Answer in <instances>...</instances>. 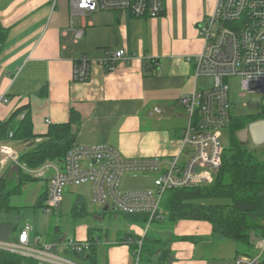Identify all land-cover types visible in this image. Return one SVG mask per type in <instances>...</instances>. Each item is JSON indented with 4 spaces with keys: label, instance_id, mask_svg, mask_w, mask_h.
<instances>
[{
    "label": "crops",
    "instance_id": "crops-1",
    "mask_svg": "<svg viewBox=\"0 0 264 264\" xmlns=\"http://www.w3.org/2000/svg\"><path fill=\"white\" fill-rule=\"evenodd\" d=\"M215 4L165 0L158 17H136L129 11L71 16L68 0H57L52 13L48 0H0V24L7 30L0 45V95L8 99L0 104V121L25 106L36 134L45 133L50 123L68 124L75 147L107 145L126 159L158 158L165 165L177 153L186 125L179 99L194 86L193 64L186 58L202 50L197 25ZM70 23L85 26L76 43ZM118 49L131 59L118 61L113 71L93 63L86 81L72 79V62L80 56L101 59ZM87 230L79 240L87 238ZM151 230L163 239L155 264H234L237 254L251 252L256 238L241 249L199 220H165ZM58 234L52 242L64 254ZM102 235H96L100 243L90 264H134L129 245L120 243L128 231L116 237L105 231L104 240ZM46 236L40 243L48 241Z\"/></svg>",
    "mask_w": 264,
    "mask_h": 264
},
{
    "label": "built area",
    "instance_id": "built-area-1",
    "mask_svg": "<svg viewBox=\"0 0 264 264\" xmlns=\"http://www.w3.org/2000/svg\"><path fill=\"white\" fill-rule=\"evenodd\" d=\"M48 1L52 13L57 0ZM68 4L71 16L129 11L136 17H158L165 10V0H68ZM215 23H219L216 30L213 29ZM84 28V25L75 27L70 23L68 30L72 32L73 42L85 35ZM197 32L204 41L203 48L198 55L186 58L193 64V90L179 99L185 110L186 125L180 134L177 153L165 165L158 158L126 159L113 147L101 145L73 146L61 162L48 160L31 169L19 161L20 151L13 142L0 140V168L7 164L26 169L39 178L47 175L45 208L57 209L67 187L88 183L93 203L121 214H146L147 220L133 254L134 264H139L146 233L153 224L166 220L161 207L166 192L209 185L215 179L213 174L217 176L220 171L225 147L221 140L234 116L229 79L238 76L241 95L256 92L264 97V0H216L204 25H197ZM144 58L154 65L157 63L147 56ZM130 59L124 49L108 51L101 59L82 55L72 62V79L86 81L93 63L113 71L118 61ZM201 77L210 78L212 83L199 86ZM7 102V97L0 95V104ZM154 112L159 114L161 110L154 108ZM7 136L10 138L12 133ZM127 172L153 173L155 191H122L121 180ZM32 232V224L24 223L14 239H0V252L22 255L36 260L37 264H78L59 254L57 243L45 240L40 243L38 233ZM253 241L251 252L237 254L234 264H264V236ZM125 243L131 245L132 241ZM61 244L66 245L64 254L73 257L67 251L85 253L90 246L87 239L77 238H63Z\"/></svg>",
    "mask_w": 264,
    "mask_h": 264
},
{
    "label": "trees",
    "instance_id": "trees-1",
    "mask_svg": "<svg viewBox=\"0 0 264 264\" xmlns=\"http://www.w3.org/2000/svg\"><path fill=\"white\" fill-rule=\"evenodd\" d=\"M6 37L7 30L0 24V45L4 43ZM249 123L250 120L247 118L232 117L230 126L226 130L229 137L228 145L224 147L222 154V167L213 183L166 192L161 204L163 213L166 214V221H206L211 224L214 233L244 245L249 244L253 236H264V159L261 157L264 154H257L255 148L240 141L236 134ZM9 133H12L10 138L7 136ZM0 140L16 142L18 149L21 148L19 161L28 168H37L48 160L61 162L66 152L73 147V134L68 124L50 123L45 133H34L30 112L25 106L17 108L5 121H0ZM21 170L18 174L19 179L40 180L30 179ZM6 187L5 181L0 179V210L4 213L12 210L8 201L10 195L17 191L11 189L10 193L6 192L2 195L3 191L7 190ZM213 199L226 201H211ZM76 200V215L82 216L86 213L84 203L80 198ZM37 204H40V201ZM110 211L112 210H103L102 213L106 214ZM122 215H126V221L135 224L138 228H142L147 220L146 214ZM13 224L14 230H18L19 225ZM58 231L59 227H54L53 238ZM87 231L89 249L80 254L67 252L81 259L83 263L90 264L95 260L100 238L94 235L91 229ZM46 238H49V234ZM139 238V234L130 231L128 237L125 240L122 238L120 243L130 239L132 244L129 247L133 256ZM0 239L10 240V235ZM162 245L163 239L159 233L150 229L142 240L139 264H155V253ZM0 264H37V261L18 254L0 252Z\"/></svg>",
    "mask_w": 264,
    "mask_h": 264
},
{
    "label": "rangeland",
    "instance_id": "rangeland-1",
    "mask_svg": "<svg viewBox=\"0 0 264 264\" xmlns=\"http://www.w3.org/2000/svg\"><path fill=\"white\" fill-rule=\"evenodd\" d=\"M205 18H202L199 25H204ZM219 26V23L214 24V30ZM228 26V25H227ZM230 82V99L234 104V116L240 118H247L250 120L248 125L237 131V136L240 141L251 145L255 148L257 154H264V97L258 93H245L241 95L243 91L240 87V79L238 76L229 79ZM212 83L210 78L201 77L198 79L199 86H209ZM221 141L224 142L227 147V134ZM39 141V139H38ZM18 146V145H17ZM18 149V147H16ZM21 149V148H20ZM19 149V150H20ZM264 159V155L261 156ZM33 169L32 167H30ZM19 170L16 167L7 165L0 168V179L5 181L7 185L4 193H10L9 190H15L14 194L10 195L8 201L12 207L10 212L4 213L0 210V238H6L11 236L16 237V229L14 230V224L22 226L24 223L29 222L33 226L32 234L41 235V240L48 235V242H52L54 227H59V234L63 238H78L79 233L87 229H91L94 235H104L105 231L110 232L112 237L120 236L121 233L128 231H138V227L135 224L128 223L125 217L121 213H117L112 210L109 213L103 214V206L95 204L91 201L90 186L88 183L78 186L67 187L64 191L61 204L57 209L45 208L44 200L46 197V188L48 181L47 175L44 178H39L33 173H28L26 169L21 170L25 175H28L30 179L39 178L37 181H30L29 179H19ZM26 176L27 178H29ZM215 174L213 177L215 178ZM155 175L151 172H139V173H125L121 180V190H148L155 191L156 186L154 184ZM11 190V191H12ZM1 195V196H2ZM77 198H80L84 203L85 212L82 216L76 215L77 212ZM40 201V204H37ZM215 202H225V199L211 200ZM7 207V205H6ZM9 222L10 224H8ZM13 222V223H12ZM154 226V224L152 225ZM17 228V229H18ZM139 234V233H138ZM102 235V239H103ZM57 236V235H55ZM54 236V237H55ZM260 237V236H258ZM104 240V239H103ZM229 241V240H228ZM254 242V241H253ZM237 243V242H236ZM240 244V243H238ZM66 245L61 244L59 251L65 248ZM246 245L240 244V248H245ZM228 249V246H227ZM158 250H161L158 249ZM157 250V251H158ZM156 251V252H157ZM65 258L71 262L83 264L81 260H77L75 257L69 254H63ZM161 259V258H159ZM159 261V260H158Z\"/></svg>",
    "mask_w": 264,
    "mask_h": 264
},
{
    "label": "water",
    "instance_id": "water-1",
    "mask_svg": "<svg viewBox=\"0 0 264 264\" xmlns=\"http://www.w3.org/2000/svg\"><path fill=\"white\" fill-rule=\"evenodd\" d=\"M107 209H108V207H105V208H104V210H107Z\"/></svg>",
    "mask_w": 264,
    "mask_h": 264
}]
</instances>
